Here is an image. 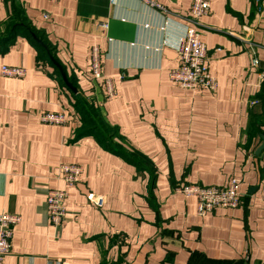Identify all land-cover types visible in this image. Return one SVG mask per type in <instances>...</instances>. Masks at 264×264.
<instances>
[{"label": "crops", "instance_id": "obj_1", "mask_svg": "<svg viewBox=\"0 0 264 264\" xmlns=\"http://www.w3.org/2000/svg\"><path fill=\"white\" fill-rule=\"evenodd\" d=\"M156 1L167 12L139 0H0V71L26 70L0 73V213L21 217L3 264H264V0H207L213 92L169 78L193 0ZM95 44L112 98L90 73ZM45 112L68 122L45 124ZM62 163L81 166L74 186L58 178ZM232 178L234 209L199 215L180 191ZM51 189L67 191L60 226Z\"/></svg>", "mask_w": 264, "mask_h": 264}, {"label": "built area", "instance_id": "obj_2", "mask_svg": "<svg viewBox=\"0 0 264 264\" xmlns=\"http://www.w3.org/2000/svg\"><path fill=\"white\" fill-rule=\"evenodd\" d=\"M57 3L58 0H50ZM151 7L158 8L164 12L167 10L156 0H139ZM210 10V3L207 0H193L188 17L189 25L184 39L178 49L180 64L172 69L169 74L170 80L181 88L195 90L205 88L211 92L218 88L217 80L209 72L208 55L205 44L201 40L200 19L206 16ZM47 17L46 14H44ZM98 26L103 30L108 29V23L100 21ZM253 66L258 65V59L252 60ZM4 77L23 78L26 70L17 66H3L0 71ZM90 73L93 79H101L105 86L107 98L115 96L114 81L103 74V55L101 47L93 45L90 50ZM40 120L49 125H65L68 122L64 112L41 113ZM82 168L80 165L72 163H62L58 167V178L66 185L74 186L80 178ZM240 181L232 178L225 187H205L198 185H183L180 191L187 196H195L198 201V214L203 215L207 211L215 208L234 209L240 205L239 193ZM67 191L63 189H51L47 193L46 204L50 221L55 226H60L66 217ZM88 201L101 207L104 197L89 193ZM264 202V197H263ZM21 217L18 214L2 212L0 213V264L11 253L12 237L16 226L20 223Z\"/></svg>", "mask_w": 264, "mask_h": 264}, {"label": "water", "instance_id": "obj_3", "mask_svg": "<svg viewBox=\"0 0 264 264\" xmlns=\"http://www.w3.org/2000/svg\"><path fill=\"white\" fill-rule=\"evenodd\" d=\"M63 79H64V81L68 84V82H67L66 77L64 76V74H63ZM68 85H69V84H68ZM263 140H264V138H263ZM263 147H264V143H263V145L258 149L257 152H260V151L263 149Z\"/></svg>", "mask_w": 264, "mask_h": 264}, {"label": "trees", "instance_id": "obj_4", "mask_svg": "<svg viewBox=\"0 0 264 264\" xmlns=\"http://www.w3.org/2000/svg\"><path fill=\"white\" fill-rule=\"evenodd\" d=\"M14 32V31H13Z\"/></svg>", "mask_w": 264, "mask_h": 264}]
</instances>
